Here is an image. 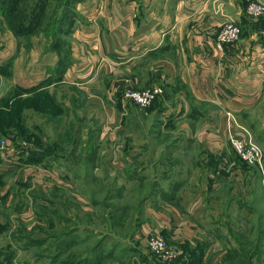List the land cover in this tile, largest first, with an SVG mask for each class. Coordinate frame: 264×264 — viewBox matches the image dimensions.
Returning <instances> with one entry per match:
<instances>
[{
	"label": "rangeland",
	"instance_id": "374dc122",
	"mask_svg": "<svg viewBox=\"0 0 264 264\" xmlns=\"http://www.w3.org/2000/svg\"><path fill=\"white\" fill-rule=\"evenodd\" d=\"M251 1L257 0H246L247 18L242 15L237 19L238 37L224 45L243 40L254 23L264 29V13L253 16L247 11V4ZM31 2L24 0L22 3L28 7L27 11ZM51 4L54 6V2ZM3 7L0 8V38L4 47L6 42L8 46L15 43L8 38H14L26 51L34 41L40 43L42 49L43 45L58 41L54 36L59 34L55 29L57 26L49 22L50 11L34 33L19 37L14 34L11 19L2 12ZM229 20L217 31L215 47L224 24ZM48 25H52L53 33L48 30ZM60 44V51H70L72 56L71 37L63 39ZM62 45L65 46L63 50ZM164 69L165 72L171 70L170 67L156 68L138 86L130 85V77L124 76L123 71L114 74L113 78L112 85L117 86L115 92L122 97L124 106L134 105L124 100L126 90H143L153 85L163 89V94L149 106H136L140 109L151 106L150 111L141 110L144 126H141L143 131L137 139L148 141L146 154L153 153L149 150H154L157 140L165 143L178 134L176 129L159 123V117L153 114L156 107L170 100L167 88L162 84ZM0 74L10 79L11 66L3 64ZM179 90L188 96L185 85ZM75 92L62 85L52 86L47 89L46 96L56 105L37 96L18 105L15 113L10 111V120L0 116V138L7 144L0 154L16 150L30 159L11 171L9 176L0 178V225L4 213L10 218L8 227L0 228V245L3 246L0 264H69L74 261L76 264H181L187 258L183 253L187 244L197 247L189 235L199 237L198 244L204 242L200 236L204 232L218 242L212 247L213 251L219 252L229 244L228 250L234 249L237 258L224 256L220 264H264V98L246 120H239L229 110L223 116L216 115L222 118L223 126L218 119L212 118L217 126H210L208 139L215 144L210 152L205 149L197 155L195 150L183 156L186 162L181 166L179 163L168 164L169 177L174 178L178 189L188 193L194 189V194L187 193L180 198L187 207L188 201L193 204V210H185L184 206H179V200L170 201L156 195L158 192H155L152 181L155 164L151 162L141 164L145 167L141 173H145L147 179L140 184L137 179L128 178V173H121L117 168L115 172L110 170L103 157L97 164L88 162L84 156L74 158L70 151L74 132L79 142L83 136L89 138L88 126H98L94 115L86 114L78 119V116H72L66 102H71ZM0 110L8 111L4 106ZM163 128L165 133L161 130ZM233 139L251 140L257 145L262 151L259 163L246 162L235 151ZM111 144L107 140L101 148L107 158L112 155ZM196 155L202 162L199 163L196 157L197 162H189ZM44 156L52 157L49 163L43 161L42 164ZM188 163L191 166H186ZM123 164L126 166V162ZM178 167H181L180 172L172 171ZM127 168L133 169L134 166L129 164ZM151 190L153 195H149ZM152 198H156L153 205ZM150 215L152 219L146 221ZM151 237L162 238L167 246L176 249L178 255L174 260L166 261L162 254L150 247ZM201 262L203 264V260Z\"/></svg>",
	"mask_w": 264,
	"mask_h": 264
},
{
	"label": "crops",
	"instance_id": "0c3cea01",
	"mask_svg": "<svg viewBox=\"0 0 264 264\" xmlns=\"http://www.w3.org/2000/svg\"><path fill=\"white\" fill-rule=\"evenodd\" d=\"M257 1L264 3V0ZM245 2L78 0L74 6L77 20L70 35L73 60L59 81L45 85L58 62V54L47 45H43L42 49L41 44L34 41L26 51L18 46L14 38H8L15 43L11 42L8 46L6 42L5 47L0 38V72L3 64L12 68L10 79L0 76V107L8 93L23 97L31 94L26 92L27 89L34 87L49 89L62 85L71 88L77 93L73 94L71 102L68 98L65 100H68L66 104L70 106L72 116L76 115L78 119L88 114L98 119V126H88L89 138L83 136L78 142L74 132V140L70 143L74 158L84 156L88 162L97 164L98 159L103 157L110 170L115 172L117 168L121 173H128V178L137 179L140 184L147 179L146 174L141 173L144 171L141 164L151 162L155 164L152 181L157 190L155 192H158L156 195L170 201L179 200L180 207L193 210L191 201H188L187 207L180 199L188 192L175 186L174 178L169 177L171 170L168 164L179 163L181 166L186 162L183 156L195 150L198 151L197 155L205 149L210 152L212 145H215L208 139L210 126H217L212 118L218 119L220 126H223L222 118L216 115L223 116L229 110L239 120H246L264 98V29L256 27L254 23L247 30L248 36L237 44H226L221 51L214 46L217 31L227 19H241L242 15L247 18ZM162 67L171 68L169 72L164 69L162 81L170 100L156 107L153 114L159 117V123L176 129L178 134L165 143L157 140L154 150H149L153 153L146 154L148 141L137 139L143 131L141 126H144L141 110L150 111L151 106L146 109L137 108L135 104L124 106L122 97L115 92L117 86L112 85L113 78L116 76L114 74L123 71L124 76L130 77L128 83L138 86L156 68ZM183 85L188 90L187 97L179 90ZM136 109L139 112L134 111ZM161 130L165 133L164 128ZM107 140L113 143L110 146L112 155L108 158L101 150ZM197 155L189 162L195 161ZM51 159L44 156L42 164L49 163ZM28 160V155L16 150L6 155L0 154V178L9 176L11 171L28 163ZM129 164L136 169H128ZM177 169L172 171H181V167ZM193 191L189 190L188 194H194ZM149 195H153L152 190ZM155 203L156 198H152L151 204ZM4 216L0 228L8 227L10 218L6 213ZM151 219V215L145 218L146 221ZM200 236L207 244L203 264H220L224 256L237 258L234 251L228 250L231 247L228 242V248L221 246L222 249L215 252L212 247L218 242H214L205 232ZM189 237L194 240V245L199 238ZM2 248L0 245V250Z\"/></svg>",
	"mask_w": 264,
	"mask_h": 264
},
{
	"label": "trees",
	"instance_id": "16d2710c",
	"mask_svg": "<svg viewBox=\"0 0 264 264\" xmlns=\"http://www.w3.org/2000/svg\"><path fill=\"white\" fill-rule=\"evenodd\" d=\"M31 8L29 11L28 7L23 5L24 0H0V8L2 9L5 15L11 19L12 23L14 24V34L21 37L26 36V34H32L35 30L40 27V24L43 20L47 17L50 11V20L49 22L52 25L57 26L55 28L59 34L54 35L57 37L58 41L62 44V40L69 37L71 32L74 28L75 22L77 20V15L74 10L75 3L78 0H31ZM52 2H54V6H52ZM52 7V8H50ZM48 25V30L53 33L51 26ZM62 35L66 36L62 38ZM49 42L47 47L50 50L55 51L58 54V62L56 66L52 69V76L48 78L46 84H49L54 81H59L62 79V75L66 68L72 62V56L70 55V51H60L59 42ZM60 44V45H61ZM64 45H62V50L64 49ZM26 92H31V94L26 96H19L15 93H8L6 97L2 101V106L8 109V111L0 110V116H5L8 120H10V111L15 113L17 106L22 105L28 100L32 99L33 97H42L43 99L47 98L50 104H54L52 99L46 96L47 89H37L31 88L26 90ZM9 107V108H8ZM197 247H189V244L184 248V255H186V260H182L181 264H202L203 255L205 254L207 244L203 243H196ZM1 251V250H0ZM231 251H234L232 249ZM188 252L191 253L188 256ZM56 257V256H55ZM183 257V256H182ZM52 264V263H51ZM68 264V262L66 263ZM69 264H76L74 263Z\"/></svg>",
	"mask_w": 264,
	"mask_h": 264
},
{
	"label": "built area",
	"instance_id": "2783aa9c",
	"mask_svg": "<svg viewBox=\"0 0 264 264\" xmlns=\"http://www.w3.org/2000/svg\"><path fill=\"white\" fill-rule=\"evenodd\" d=\"M247 11L253 16H259L264 13V3L251 1L247 4ZM230 20L224 24L223 32L219 34L216 40V48L222 50L226 42H231L238 37L239 33V23L235 18H229ZM163 94V89L158 85H153L147 89L143 90H126L124 93V100L131 102L140 107H147L158 96ZM229 114V113H227ZM230 115V114H229ZM232 144L235 151H237L241 157L247 162L260 161L262 157V151L255 145L251 140H245L244 142L238 139H233ZM5 140L0 138V153L6 146ZM254 162L255 164L259 162ZM149 246L157 250L166 261H172L178 255L177 250L167 246L166 242L159 237H151L149 239Z\"/></svg>",
	"mask_w": 264,
	"mask_h": 264
}]
</instances>
